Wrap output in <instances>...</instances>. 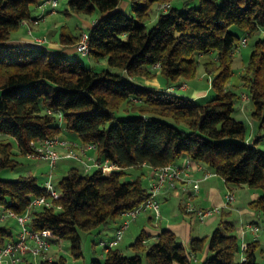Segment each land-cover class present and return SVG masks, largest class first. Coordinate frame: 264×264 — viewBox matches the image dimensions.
Instances as JSON below:
<instances>
[{"label":"trees","instance_id":"16d2710c","mask_svg":"<svg viewBox=\"0 0 264 264\" xmlns=\"http://www.w3.org/2000/svg\"><path fill=\"white\" fill-rule=\"evenodd\" d=\"M42 1L0 0V173L21 163L10 138L28 156L31 141L59 137L64 129L85 144H96L97 160H109L118 168L106 172L84 167L82 172L72 166L58 183L60 197L49 207L31 208L30 227L52 230L53 241L69 240L74 257L80 258L81 232L120 225L124 213L148 200L142 175L124 179L127 169L174 164L183 155L222 176L230 188H261L263 193L251 205L264 213V150L257 146L260 136L254 143L248 141L245 122L234 117L240 96L228 86L241 36L254 39L241 80L254 105L252 115L264 131V36L260 35L264 0H199L197 5L185 0L182 7L173 6L172 0H131L130 14L120 7L123 0H68V11L97 15L88 29V56L107 59L121 72L89 68L62 51L11 43L23 21L37 17L34 11ZM165 3L170 6L160 9L148 28L152 5ZM80 36L64 30L60 42L75 45ZM210 53L215 59L204 64L215 73L217 93L206 101L144 87L134 80L154 74L153 70L171 80L191 78L199 57ZM157 115L184 123L187 130ZM42 195H48L47 189L37 176L0 177V205L17 214L25 213L31 200ZM234 227L223 220L213 231L208 243L212 254L201 264H264L257 262L255 242L242 251L245 258L236 259L241 245ZM16 237L9 227H0V246ZM147 238L142 231L132 247L145 252L150 264H193L191 256L206 243V236L192 237L187 250L168 228L153 242ZM104 251L105 257L94 258L91 264H144L141 253L128 256L117 246ZM28 258L26 264H32ZM41 263L65 261L59 256Z\"/></svg>","mask_w":264,"mask_h":264},{"label":"rangeland","instance_id":"374dc122","mask_svg":"<svg viewBox=\"0 0 264 264\" xmlns=\"http://www.w3.org/2000/svg\"><path fill=\"white\" fill-rule=\"evenodd\" d=\"M184 1L185 0H172L171 3L173 4V6L182 7ZM190 1L192 4L195 5L199 3V0H190ZM163 5L164 4L160 6H158V4L152 5L150 9V18L147 21L148 28H151L155 24L157 17L160 13L159 10L163 9ZM120 7L126 13L128 14L132 13L131 0H123L120 4ZM68 8H69L68 0H58V6L55 9V11L51 13L50 12L46 13L45 18L40 21L41 27L46 26L52 30L51 32L52 34H50L49 36L47 33L42 34L47 36L48 42H50V39L53 40L55 39L58 42H60V37L63 30H69L75 35H79V33L82 30L88 31L89 28L85 26L84 21L88 20L91 23L93 19L97 18V15L95 14L90 16L74 14L68 11L69 10ZM41 14H43V9L37 7V9L34 11V15L39 16ZM22 33H26L27 35H29L28 32L26 31V28L23 25H21L20 28L14 32L13 35L22 34ZM34 35L36 34L34 33ZM260 35L264 36V30L260 31ZM241 38H243V35L241 36ZM76 44H75V48H77ZM253 47H254V39H248L245 46H240L238 49L235 50L234 61L232 64V75L228 82L229 84L228 86L233 88L234 91L240 96L235 103V111L233 113L234 117L245 122L246 127L248 128V136H249L248 141L254 143L256 136L258 135L260 136L257 142V146L262 150H264V131L259 129V122L252 115V111L254 110V105L250 99L243 100L244 95H249V90L241 80V75L244 68L248 64ZM70 57L73 59H77V58L80 59L82 63L89 68H95L98 70L107 68L114 72H121V70H119L118 68L111 67L108 64L107 59L95 60L90 56H82L78 51L70 55ZM214 59H215L214 53L200 56L199 57L200 62L198 63L196 73L191 78L179 77L176 80H171L166 78L164 75H162L160 71L153 70L154 74L148 73L147 75H141L135 77L134 80L144 87H149L152 89H162V90L172 89L171 91H173L174 93L183 96L195 97L194 93L198 91L200 94L198 93L199 95L196 96L195 98H197V100L200 101H206L208 99L215 97L217 93L215 87L213 86V79L215 73L214 72L209 73L206 70L204 64L206 60H214ZM117 113L121 116L122 115L126 116L127 114L124 110H119ZM134 113L139 114L141 112L137 111ZM155 117L165 120L169 123L175 124L178 127L187 130V126L184 123H178L172 118L162 117L158 115ZM59 138L61 140H68L65 137H62L61 135L59 136ZM10 141L13 142V151L16 154L15 157L21 163L15 169L2 170L0 173V177L3 179H16L21 175L36 174V176L38 177V181L44 184L45 181L49 179L51 174L52 183L57 189L58 183L63 177L62 175H64V171L67 170L70 166L76 165L80 168L82 172H84V170L81 169V165L84 168L83 163H81L77 159L74 158L72 159L69 158L64 160L59 159L57 164L53 168H51L50 164L46 160L32 158V157H28L27 155L21 154L16 145L15 140L13 138H10ZM61 149L62 148H59L60 152ZM79 162L81 163V165L77 164ZM127 172L128 173L124 176V179H133L137 175H142L144 184L146 185V187L149 186V183L151 182L150 178L152 174L151 169H148L147 167H143V168L133 167L127 169ZM232 191L234 192L236 198L231 205L232 207L224 208L217 215H209L202 221L199 220L198 217L190 218L188 215L183 213L179 206L181 197L179 196V194L173 193L172 197H170L169 202H167L166 204L164 203L160 204V211L162 218L155 220V222L154 221L149 222L147 213L144 212L141 213L135 220L130 222L129 227L124 232L122 240L119 242V248L123 251V253H125L128 256L141 253L143 257V263L150 264L145 252L143 251L137 252L131 247L132 242L136 240L139 233H141L142 229L146 226L151 229H154L156 228L155 225L157 224L160 228L161 226H164L165 223H168L170 221L175 222L185 219L192 224L194 235L199 232L198 234H201L202 236H206L205 239L206 243L202 249L203 251L208 247L209 238L212 235L214 229L218 227L223 220H228V219L233 220L235 222V228H234L235 230H237V227H241L243 229L251 221L253 222L255 221V223L252 224H258L260 227L259 232L255 235L260 236L261 239V244L256 248L257 262L264 263V213L260 212V217L257 213L254 214L253 212H257V211L251 205V201L256 197H258L259 195H261L263 191L261 188H251L247 185L234 187L232 188ZM243 208L247 209L248 211L245 213L242 212L241 209ZM230 209H231V213H229ZM0 215H1V208H0ZM210 218L214 219V221L211 222V224L208 223ZM1 226L9 227L15 235L18 234L20 230V225L17 223L16 219L11 217L6 218L5 220L0 219V227ZM112 226L114 228L116 226V223L112 224ZM115 231L111 235V237L115 234ZM92 232L95 235L97 234L96 230ZM92 232L91 233L81 232L82 233L81 249L83 255L80 258L74 257L72 253L71 242L66 239H62L60 241L58 240L53 241L48 257L57 258L59 251L64 258L65 264H91V261L94 258L103 259L105 257L104 248L99 243V241H96V244L94 245L95 235H92ZM244 234H246L247 236L246 242L252 240V237L254 236L252 235L254 233L247 228ZM242 241H243L242 238L239 237L241 248L240 251H238V253L243 251ZM202 251H199L194 255H196V257L199 259L202 254ZM28 257L30 263L42 264L41 262L43 258L41 256L34 257L33 255H29ZM237 260L239 261V259ZM193 264H198V263L193 261Z\"/></svg>","mask_w":264,"mask_h":264},{"label":"built area","instance_id":"2783aa9c","mask_svg":"<svg viewBox=\"0 0 264 264\" xmlns=\"http://www.w3.org/2000/svg\"><path fill=\"white\" fill-rule=\"evenodd\" d=\"M58 6V0H43L39 4V8L43 9V14L33 19L23 21V25H28V34L34 38L35 41L45 44L48 42V38L45 35H34L33 26L35 23H39L45 18L46 13L54 12ZM170 6V3H165L163 9L166 10ZM49 8V9H47ZM47 9V10H46ZM95 22L93 21V25ZM248 39L243 37L241 46H245ZM77 51L82 56H88L90 53V36L88 31L81 33L80 39L76 44ZM158 66V64H156ZM243 100H249L248 95L243 96ZM62 118V115H59ZM32 151L28 154L29 157L38 158L48 161L51 168H53L58 160L62 157L74 158L81 161L86 170H90L93 167L102 168L104 171L109 172L113 169H117L118 166L109 160L100 161L97 159L87 158L84 159L82 155L87 148L96 149L97 146L94 143L85 144V146L78 147L77 144L68 141L61 140L59 137L46 138L43 140L31 141ZM59 148H64L65 153L62 154ZM92 160V162H90ZM196 165V169L201 173L200 177H195L192 174V165ZM151 182L148 186L149 198L138 207L124 213V219L117 227L115 234L108 239H101L99 243L105 250L113 248L119 244L122 240L125 230L129 227L131 221L135 220L141 213L152 212L155 219L161 218L159 195L164 191L182 190L185 193L184 196V208L187 213L195 214L199 220H204L207 216L220 213L222 209L231 207L235 201V194L232 190H229L224 202L221 206H213L207 208H197L194 205V196L200 189V182L206 180L213 175H217L214 171L207 169L202 163L193 162L190 158L186 160L184 164H168L161 167H154L151 169ZM188 184L191 187H187ZM47 189V196H36L30 202L29 209L23 214H17L10 208H5L0 205L1 217L5 220L8 217L15 218L20 225V230L17 234L15 241H10L4 246H0V264H26L28 263L27 257L33 255L34 257L41 256L48 257L53 239L54 233L50 229L36 230L30 227L29 222L31 220V208L36 206H51L52 200L60 197V191L55 188L52 183V175L44 183ZM250 229L251 232L257 234L260 230L258 224L249 223L243 228L245 230ZM243 251L247 249V245L243 244ZM243 258H245L243 256ZM51 259V258H50Z\"/></svg>","mask_w":264,"mask_h":264},{"label":"crops","instance_id":"0c3cea01","mask_svg":"<svg viewBox=\"0 0 264 264\" xmlns=\"http://www.w3.org/2000/svg\"><path fill=\"white\" fill-rule=\"evenodd\" d=\"M94 20L95 19H93L91 23H90V21L85 20L84 21L85 26L87 28L92 27ZM23 26L26 28V31H28V25H23ZM32 26H33V30L35 31L34 33L36 34V36H39V34L42 35L43 33H47L48 36L50 34H52L51 33L52 30L50 28L46 27V26L41 27L40 26V22L39 23H35ZM83 31L84 30H82L79 33V35ZM10 42L13 43V44H18V45H29V46H37V47H42V48H48L49 50H52V51H62L64 54H66L69 57H70V55H72L75 52H77V49L75 48V45H64V44H62L61 42H58L55 39L54 40L50 39V42H47L45 44H41V43L35 41L32 36H29L26 33L12 35V38H11ZM167 90L171 91L172 89L171 90L167 89ZM171 92H173V91H171ZM198 93L199 92L196 91L194 93L195 94L194 96L195 97L198 96L200 94V93L199 94ZM195 97H193V98H195ZM60 135L62 137H65L66 139H68V141H71V142L77 144L78 147L85 146V143H83L76 134H74L73 132H71L69 130L64 129ZM61 153L62 154L65 153V149L64 148L61 149ZM82 157L84 159L91 158V159L94 160V159H98V154H97V151L94 148H87L85 150V153L82 155ZM188 158L189 157L187 155H183L178 160L177 163L178 164H184ZM60 159L64 160V159H69V158L62 157ZM70 159H72V158H70ZM79 163H77V164L81 165V163L80 164ZM72 166H76V165H72ZM72 166H70L67 170L64 171V175L68 173L69 169ZM145 167H147L148 169H151L149 166H145ZM81 169L84 170L82 165H81ZM93 169H94V167L91 170H93ZM192 174L195 177H200L201 176V173L196 169V165L195 164L192 165ZM32 175L36 176V174H32ZM187 187H190V185L188 184ZM222 187H224V188H222ZM229 190H232V188H230V185H227V183L224 181L222 176H220L218 174L217 175H213L210 178H208L206 180H202L200 182V189L194 196V205L197 208H207V207H212V206H220V205L223 204L224 199H225V195H226V193ZM173 193L179 194V196L181 197L179 206H180V209L182 210V212L185 213L186 215H188L190 218H196L197 216L195 214L187 213L184 210L183 207H184V196H185V193L182 190L164 191V192L160 193V195H159L160 204L161 203L166 204L167 202H169L170 197H172ZM241 211L245 213L248 210L243 208V209H241ZM229 213H231V209L229 210ZM253 213L254 214L257 213L259 215V217H260V212H253ZM217 214L218 213L213 214V215H217ZM147 216H148L149 222H153V221L155 222V220H157V219L154 218V215H153L152 212H148ZM161 218H162V215H161ZM213 221H214V219L210 218L208 223L211 224V222H213ZM227 221L233 222V224L235 226V222L233 220L228 219ZM250 223H255V221L254 222L251 221ZM113 224H115V223H113ZM111 226H112V224L108 225L107 227L100 228V229L96 230L97 231L96 235L93 234V232H92V235H95L94 236L95 241L93 240L94 241V245L96 244V241H98L99 238H109V237H111V235L114 233V231L119 226V223H116V226L114 228H113V226L112 227ZM155 226H156V228H154V229H151V228H149L147 226L142 229V231H144L148 235V238L146 239L147 242L155 241L156 238H157V235L161 232V230L163 228H168V229L172 230L176 234L178 240L185 246V248L187 250H189L190 240H191L192 237H203L201 234H198L199 232L194 235L193 234L192 224L190 222H188L187 220H185V219H182L181 221H175V222H171L170 221L168 223H165V225L161 226L160 228H159V226L157 224ZM233 232L238 237H241L242 240H243L242 241L243 244H245L247 246H248V244H250L252 242H255V245H254V247H255L254 249L255 250H256L257 246H259L261 244L260 236H256L255 234H252V235H254L252 237V240H249V241L246 242L247 236H246V234H244L243 229L241 227H237V230L234 229ZM16 235L14 234V236H16ZM117 247L119 248V244L117 245ZM131 247H132V244H131ZM237 253H236V259L241 260L243 258V256H245V254L243 252H240L238 254ZM211 254H212V252L209 250V246H208L205 250L202 251V254H201L199 259L196 257V255L193 254L191 256L192 262L195 261L198 264H201ZM59 256H62V255L58 251V257Z\"/></svg>","mask_w":264,"mask_h":264}]
</instances>
